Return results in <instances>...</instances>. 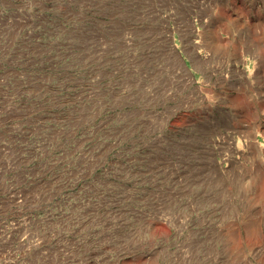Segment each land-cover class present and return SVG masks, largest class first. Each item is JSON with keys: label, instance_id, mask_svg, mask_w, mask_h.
Segmentation results:
<instances>
[{"label": "rangeland", "instance_id": "374dc122", "mask_svg": "<svg viewBox=\"0 0 264 264\" xmlns=\"http://www.w3.org/2000/svg\"><path fill=\"white\" fill-rule=\"evenodd\" d=\"M0 264H264V0H0Z\"/></svg>", "mask_w": 264, "mask_h": 264}]
</instances>
